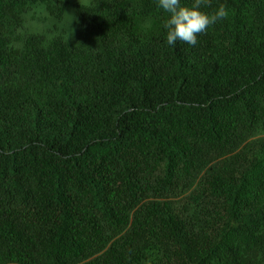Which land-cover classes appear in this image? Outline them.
<instances>
[{"label": "trees", "instance_id": "obj_1", "mask_svg": "<svg viewBox=\"0 0 264 264\" xmlns=\"http://www.w3.org/2000/svg\"><path fill=\"white\" fill-rule=\"evenodd\" d=\"M220 4L190 46L158 0H0V264H264V0Z\"/></svg>", "mask_w": 264, "mask_h": 264}, {"label": "clouds", "instance_id": "obj_2", "mask_svg": "<svg viewBox=\"0 0 264 264\" xmlns=\"http://www.w3.org/2000/svg\"><path fill=\"white\" fill-rule=\"evenodd\" d=\"M202 6H210V0H193L190 6L181 5L180 0H158V7L169 14L163 25L168 45L182 41L195 46L200 34L206 33L211 25L229 16L224 4H220L211 14L202 11Z\"/></svg>", "mask_w": 264, "mask_h": 264}, {"label": "rangeland", "instance_id": "obj_3", "mask_svg": "<svg viewBox=\"0 0 264 264\" xmlns=\"http://www.w3.org/2000/svg\"><path fill=\"white\" fill-rule=\"evenodd\" d=\"M73 0H71L72 2ZM34 12L35 19L31 21L30 15ZM73 18L72 11L67 10L62 21L58 22L56 19L50 17L44 10L43 6H39L34 11L28 13L25 18L24 30L29 32L43 34L49 29L57 26L58 28L64 29L68 36L73 35Z\"/></svg>", "mask_w": 264, "mask_h": 264}]
</instances>
